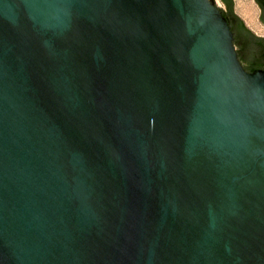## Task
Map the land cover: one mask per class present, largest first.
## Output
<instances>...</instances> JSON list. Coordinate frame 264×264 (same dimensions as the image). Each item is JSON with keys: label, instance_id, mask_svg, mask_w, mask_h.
I'll use <instances>...</instances> for the list:
<instances>
[{"label": "water", "instance_id": "1", "mask_svg": "<svg viewBox=\"0 0 264 264\" xmlns=\"http://www.w3.org/2000/svg\"><path fill=\"white\" fill-rule=\"evenodd\" d=\"M222 1L0 0V264H264V38Z\"/></svg>", "mask_w": 264, "mask_h": 264}, {"label": "rangeland", "instance_id": "2", "mask_svg": "<svg viewBox=\"0 0 264 264\" xmlns=\"http://www.w3.org/2000/svg\"><path fill=\"white\" fill-rule=\"evenodd\" d=\"M240 3H247L252 6V11L249 14L244 15L237 10V4ZM215 4L218 8L226 9V6L220 1L215 0ZM234 10L236 13L243 19L246 25L256 34L264 35V27L260 24L259 21V9L258 7L251 1V0H234Z\"/></svg>", "mask_w": 264, "mask_h": 264}, {"label": "flooded vegetation", "instance_id": "3", "mask_svg": "<svg viewBox=\"0 0 264 264\" xmlns=\"http://www.w3.org/2000/svg\"><path fill=\"white\" fill-rule=\"evenodd\" d=\"M224 5H225V3L222 1V0H220ZM257 7H258V9H259V21H260V24L264 27V24L261 22V20H260V18H261V16H262V8L260 7V4L256 1V0H251ZM233 2H234V0H233ZM226 6V5H225ZM225 10V12H227L228 11V9H227V6H226V9H224ZM234 13L235 14H237L236 13V11L234 10ZM238 15V14H237ZM253 32V31H252ZM254 33V35L256 36V37H259V38H264V35H259V34H256L255 32H253Z\"/></svg>", "mask_w": 264, "mask_h": 264}, {"label": "bare ground", "instance_id": "4", "mask_svg": "<svg viewBox=\"0 0 264 264\" xmlns=\"http://www.w3.org/2000/svg\"><path fill=\"white\" fill-rule=\"evenodd\" d=\"M237 10L240 11L242 14L244 13L245 15H247L250 13V11H252V6L247 3L239 2V4H237Z\"/></svg>", "mask_w": 264, "mask_h": 264}, {"label": "trees", "instance_id": "5", "mask_svg": "<svg viewBox=\"0 0 264 264\" xmlns=\"http://www.w3.org/2000/svg\"><path fill=\"white\" fill-rule=\"evenodd\" d=\"M226 5V4H225ZM227 6V5H226ZM221 9V8H220ZM223 10V9H222ZM224 12H225V10H223ZM225 14H226V16L227 17H230V15H229V13H228V11L227 12H225ZM236 16H238L239 18H241L239 15H237V14H235ZM242 19V18H241ZM242 21H243V19H242ZM244 22V21H243ZM244 24L246 25V23L244 22ZM246 27L250 30V31H252L247 25H246Z\"/></svg>", "mask_w": 264, "mask_h": 264}]
</instances>
